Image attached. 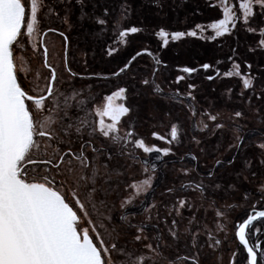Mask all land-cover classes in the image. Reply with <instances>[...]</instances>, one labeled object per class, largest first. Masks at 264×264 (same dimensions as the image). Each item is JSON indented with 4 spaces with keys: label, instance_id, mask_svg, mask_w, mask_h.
<instances>
[{
    "label": "snow or ice",
    "instance_id": "1",
    "mask_svg": "<svg viewBox=\"0 0 264 264\" xmlns=\"http://www.w3.org/2000/svg\"><path fill=\"white\" fill-rule=\"evenodd\" d=\"M206 2L218 8L222 18L208 24L193 21L194 26L173 30L143 19L133 23L136 9L131 0H0V264H159L158 257L168 259V264H203L202 250L219 252L228 241L230 226L246 250V264H264V132L250 139L256 132L245 133L243 109L230 114V128L221 112L198 110L193 82L201 71L208 81L237 78L240 103L264 123L261 107L256 106L264 105V85L257 92L264 68L255 66L257 76L254 64L242 57L247 68L242 73L241 63L233 59L241 54L232 47L228 57L232 66L226 72L220 71L223 61L217 60L180 66L174 78H159L161 68L169 70V65L157 52L187 38L211 42L244 31L253 36L247 52L259 50L264 55V0H238V5L236 0ZM150 3L160 17L164 0ZM76 6L79 15L73 20ZM53 17L62 29L44 31L43 20ZM86 25L94 39L104 42L107 57L114 58L134 40L155 39L158 49L145 44L108 73L90 72L88 54L81 50L83 71H74L71 34L74 29L88 34ZM48 33L62 38L66 76L50 63L49 41L42 38ZM41 48L43 67L49 70L42 82L39 73L26 66L29 50L35 55ZM142 57L151 65L141 68ZM77 80L88 83L77 87ZM182 82L186 90L179 87ZM97 87L109 94L98 93ZM143 88L186 108L193 124L191 142L199 155L174 151L186 135L179 122L170 125L168 135L151 134L168 147L149 145L139 136L131 99ZM227 95L232 100L231 88ZM224 131L231 132L232 143L225 151L232 155L217 156L211 166L202 164L201 156L207 158L209 153L200 147L203 141L195 133H206L205 139L221 135L215 147L219 152ZM140 151L147 158L138 155ZM162 157L169 159L158 171L155 160ZM124 158L142 165L139 179L128 181L125 168L118 164ZM185 160L192 166H185ZM177 163L181 167L176 168ZM169 171L177 173L179 186L175 182L167 186ZM225 173L234 179L224 183ZM189 191L199 194V203L181 195ZM209 193L217 198L209 199ZM129 206L135 211H128ZM238 210L245 215L237 220ZM163 249L173 251L171 259L163 256ZM232 256V264H238V251Z\"/></svg>",
    "mask_w": 264,
    "mask_h": 264
},
{
    "label": "rangeland",
    "instance_id": "2",
    "mask_svg": "<svg viewBox=\"0 0 264 264\" xmlns=\"http://www.w3.org/2000/svg\"><path fill=\"white\" fill-rule=\"evenodd\" d=\"M51 3H55V0H50ZM110 2H116V0H110ZM217 2V0H214ZM75 3V0H73ZM133 7L136 11L133 14L132 22L139 23L141 19L145 23H164L168 25L173 30H184L190 26H194L192 23H211L216 19L222 18V12L216 8H211L208 6L206 0H164V8L161 12L160 17L155 16L154 6L150 3V0H131ZM238 5V0H236ZM90 10V9H86ZM196 12L195 15L193 13ZM79 15V7L76 6L74 10V15L72 19L75 20L76 16ZM42 29L47 30L48 27H56L62 29L61 24L56 18H45L42 22ZM88 29V34L85 33L84 29L73 30L72 32V45L70 51V57H74L75 63H72V68L74 71H83V58L81 56V50L88 54V64L90 72H100L108 73L111 70L115 69L118 65L121 64L125 58L130 57L134 54L136 50L144 47L145 44H149L152 50L156 51L158 49V42L153 39L152 41L144 40H134L132 44L126 49L122 50L114 58L107 57L106 52L104 51V42L99 39H94L90 34L92 32L91 26L86 25ZM209 32H206L205 35H209ZM108 40L106 36L104 38ZM45 40L49 41V60L57 68L58 74H64L63 66V55H64V45L62 38L57 34L48 33V36L45 37ZM253 36L252 34H246L244 31H240L236 36H230L226 38L219 39L217 41H206L196 38H187L180 42L170 44L167 49L159 50L157 54L160 58L169 65V70H164L161 68L160 80L164 81V78L167 76H174L179 74L176 72V68L180 66H199L202 63H213L217 60L223 61L218 65L220 71L226 72L231 66L232 62L228 60V57L231 55L230 48L236 47L237 52L240 53V57H234L233 59L237 63H241V58L246 57L249 63L254 64L253 74L259 76L260 73L255 70V66L258 65L260 68H264V55H262L259 50L257 53L247 52V46L252 44ZM237 41L239 44L237 45ZM109 43L111 41L109 40ZM42 48L37 51L35 55L31 53V50L26 54V59L28 61L27 67H30L33 72H38L42 78L48 75L49 70L43 67V57L41 55ZM140 59L139 66L143 68L145 65H151L152 61L147 57H142ZM150 70V69H149ZM247 71L246 65L241 63V72L244 73ZM214 74V73H211ZM203 71L201 74L195 78L193 81L197 85V90L194 93L196 95V107L197 109H208L209 111L221 112L223 122L230 128L231 122L229 120L230 114L238 109H243L247 115V120L243 121L246 125L245 133L247 134L249 130H255L256 134L251 135L250 139H258V134L264 132V123H258V118L256 114L248 108H245L244 104L240 103V98L238 93L241 90V86L237 78L224 77L223 79H217L215 81L205 80ZM29 79H32L30 76ZM88 81H76L77 87L84 86ZM93 83L99 84L101 82L94 81ZM264 85V81L257 84V92H259L260 86ZM175 87V86H173ZM182 90H186V83L182 82L179 86ZM232 89V100L228 99V89ZM167 91V86H165ZM96 91L102 93L103 95L109 94L106 89L97 87ZM131 103L134 106V112L132 116L136 122V131L140 137L144 138L146 143L149 145L155 144L158 147H168L162 141H156L152 137V132H158L161 135H168L170 132V125L172 123L179 122L181 125L182 132L186 133L183 136V143L178 147L174 148V151L177 154L183 153H195L199 155V149L197 146L191 142V136L193 135V124L190 114L187 112L185 107L180 105L169 103L165 100L159 99L154 96L151 89L143 88L140 90L139 96H134L131 99ZM254 103H256L254 101ZM257 107H261V112L264 114V105L257 104ZM199 138L202 139V144L200 147L205 148L206 152L209 153L207 158L201 156V163L211 166L214 162V159L219 156L223 158H228L232 155L231 152H226L229 143H232L231 132L224 131L222 133L223 141L222 146L219 152L215 151V147L218 142L221 141V135L212 136L210 139H205V134L199 132L195 133ZM138 155L147 158L146 154H143L142 151L137 153ZM154 160L155 157L153 156ZM169 158L162 157L161 160H155L158 171L165 166V161ZM192 163L190 160H185L184 164L187 167H191ZM120 166L125 168V174L129 182L133 179H139L141 177L142 165L139 163H134L128 158L120 159L118 161ZM173 165L171 163L167 164V168L171 169ZM176 168L181 167L179 163L175 165ZM203 171V169H201ZM177 173L169 171L165 180L167 186L171 187L172 183L175 182L179 186L180 181L176 179ZM185 180L189 178H184ZM234 177H227L225 173L224 183H227L230 180H233ZM219 182V181H218ZM164 188H161L160 191H164ZM181 195H187L192 199H198V193H193L191 191L187 193H181ZM222 195V193L220 194ZM209 199H216L217 197L212 196L211 193L208 194ZM157 200L162 199L159 196V192L156 196ZM116 199V197H113ZM165 202H168L167 198H163ZM207 203V201H205ZM259 210V209H258ZM119 201L117 200L116 204V215L120 213ZM128 211H135L132 206H129ZM250 211V210H249ZM188 215V213H185ZM203 215V212L200 213V216ZM244 212L238 210L234 216L238 220L240 216H244ZM144 217L137 216L135 219L142 220ZM246 218V216H245ZM209 219H211V213H209ZM186 223V221H185ZM259 226V225H258ZM183 228V226H182ZM228 241L223 245L219 252H214L211 249L205 247L201 252V260L203 264H218V256H222V264H232L233 251H238V256L235 258L238 261V264H246L245 260V251L237 238L231 234L232 229L230 226L229 229ZM163 256L169 259L174 255L173 251L170 249H163ZM159 264H168V259L157 258Z\"/></svg>",
    "mask_w": 264,
    "mask_h": 264
},
{
    "label": "trees",
    "instance_id": "3",
    "mask_svg": "<svg viewBox=\"0 0 264 264\" xmlns=\"http://www.w3.org/2000/svg\"><path fill=\"white\" fill-rule=\"evenodd\" d=\"M257 223V226L259 225V222H256ZM247 255V254H246ZM246 255L244 256L246 258Z\"/></svg>",
    "mask_w": 264,
    "mask_h": 264
},
{
    "label": "flooded vegetation",
    "instance_id": "4",
    "mask_svg": "<svg viewBox=\"0 0 264 264\" xmlns=\"http://www.w3.org/2000/svg\"><path fill=\"white\" fill-rule=\"evenodd\" d=\"M43 39H45V37H42ZM243 248V247H242ZM245 251V250H244ZM245 253H246V251H245Z\"/></svg>",
    "mask_w": 264,
    "mask_h": 264
},
{
    "label": "water",
    "instance_id": "5",
    "mask_svg": "<svg viewBox=\"0 0 264 264\" xmlns=\"http://www.w3.org/2000/svg\"><path fill=\"white\" fill-rule=\"evenodd\" d=\"M254 223H256V222H254ZM237 240H238V238H237ZM242 246V245H241ZM243 247V246H242ZM246 251V250H245ZM247 254V253H246Z\"/></svg>",
    "mask_w": 264,
    "mask_h": 264
}]
</instances>
